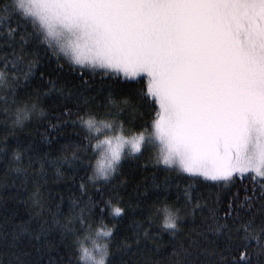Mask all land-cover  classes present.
I'll return each mask as SVG.
<instances>
[{
	"label": "snow or ice",
	"instance_id": "6c2138e0",
	"mask_svg": "<svg viewBox=\"0 0 264 264\" xmlns=\"http://www.w3.org/2000/svg\"><path fill=\"white\" fill-rule=\"evenodd\" d=\"M0 189V264H264V0H0Z\"/></svg>",
	"mask_w": 264,
	"mask_h": 264
},
{
	"label": "trees",
	"instance_id": "16d2710c",
	"mask_svg": "<svg viewBox=\"0 0 264 264\" xmlns=\"http://www.w3.org/2000/svg\"><path fill=\"white\" fill-rule=\"evenodd\" d=\"M53 67H54V65H53ZM52 74L55 75V72H53ZM122 94L123 93L117 92L116 98L119 99L120 95H122ZM42 131H43L42 128L40 130H37L36 128L31 127V126L25 130L26 133L31 132L33 137L37 141H39L40 132H42ZM105 134L111 135L112 133H108L106 130L102 129L101 133L98 134L99 138L102 139ZM159 148H160V146L157 142L156 149H155V151L152 152V154L155 155V153L159 151ZM98 153H99V151L96 152V158L98 156ZM161 167H163V165H161ZM122 171L124 173V177L129 180V183L125 187H119L118 188L119 195L121 197H123L125 204L130 203V202L135 204L137 202V200H139L141 208H144L146 206V204L150 202L151 199H154V196L152 195V191L150 190L149 197L147 199H145L144 197H137L135 194L136 193L135 185L137 182H140L142 180V178L145 176L150 178L153 171H155V168L153 167V161H151L149 159V153L146 152L143 156H139L138 159L129 158V159L125 160L124 164H123ZM157 175L160 178H163L165 173L158 171ZM172 175H173L175 183H179L181 188H183L189 182L187 179H185L187 174H182L181 176H176L173 173ZM119 179L120 178L118 177L117 180L113 181V184L118 185ZM175 183L173 184L172 188L170 189V192L173 194L170 201H169L170 204L173 200H175V194H176ZM61 187H63V185H61ZM15 191H16V189H0V196L5 197V199L7 200L6 203H0V220H3V218L5 216H8V215H14L15 222H17V223L27 221L29 219L30 209L27 205H25L23 203V198H26V197L19 198V199H7L9 197L10 193H13ZM140 191L141 192L143 191V186L141 187ZM199 191L203 192L204 195H206V196L209 194V190L207 188H204V187H200ZM214 191L215 190H212L213 194H214ZM115 195H116V193H113V196H115ZM105 198H107V196ZM158 207L160 208V218H161V222H162V218H163V214H164L163 213V207L164 206L159 205ZM144 214H147V213L145 212ZM129 222L130 221L128 218H126L123 221L124 224H128ZM32 226L33 227L36 226L35 221H33ZM169 239H170V237H169L168 233H163V241H164L165 245H167V242L169 241ZM249 251H252V249H249ZM52 255L55 256L56 252L53 251ZM156 255H158L160 257H166L167 256V248L162 247L160 252L157 253ZM47 260H48V256L45 255L43 257L44 264H47ZM160 264H165V261L162 259Z\"/></svg>",
	"mask_w": 264,
	"mask_h": 264
},
{
	"label": "rangeland",
	"instance_id": "374dc122",
	"mask_svg": "<svg viewBox=\"0 0 264 264\" xmlns=\"http://www.w3.org/2000/svg\"><path fill=\"white\" fill-rule=\"evenodd\" d=\"M102 139H103V138H102ZM127 150H128V147H127V145H126L125 148H124V152H127ZM99 158H101V156H100V151H99L98 156H97V159H99Z\"/></svg>",
	"mask_w": 264,
	"mask_h": 264
}]
</instances>
